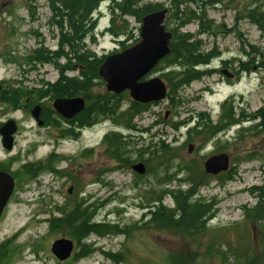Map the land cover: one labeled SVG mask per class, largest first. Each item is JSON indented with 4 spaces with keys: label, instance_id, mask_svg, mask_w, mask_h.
Returning a JSON list of instances; mask_svg holds the SVG:
<instances>
[{
    "label": "rangeland",
    "instance_id": "obj_1",
    "mask_svg": "<svg viewBox=\"0 0 264 264\" xmlns=\"http://www.w3.org/2000/svg\"><path fill=\"white\" fill-rule=\"evenodd\" d=\"M144 1L170 6L168 0ZM204 2L208 17L205 23L217 27L199 34L200 25L191 21L178 33L196 35L204 52L216 50L218 55L199 68L204 71L200 79L175 89L173 101L167 97L152 103L147 111L135 117L132 122L135 129L130 131L115 127L112 120L78 129L77 124L67 126L63 118L57 120L55 116L48 120L50 127L38 125L30 105L40 102V90L54 88L61 76L60 66L67 58H60L59 63H39L28 58L39 48L58 50L61 32L55 25L50 0H0V83L14 93L12 107L0 108V123L11 118L20 128L12 153L17 159L15 168L44 160L46 164L43 170L37 171L39 176L34 180L29 179L32 175L24 167V176L0 219V244L11 240L9 248L16 257L13 264H115L106 253L118 252L123 253L121 264H175L174 261L192 264L195 260L202 261L201 264H222L219 255L206 252L216 234H224L232 246H239L243 253L246 251L248 259L264 261V234L251 223L246 222L243 227L244 207H253L258 202L252 188L261 185L264 179V128L256 127L261 122L257 113L264 109V27L261 29L252 21L264 12V0ZM111 14L110 2H102L92 14L94 27L80 42L88 52L99 57L123 49L119 41L125 38H117L107 31ZM128 20L131 38L126 39V44L132 46L140 41L142 20L133 16ZM167 22H172L168 28L175 27L169 16ZM243 63L248 71H243ZM182 69L162 63L146 78L159 76L170 89L172 80L163 74ZM64 74L73 78L78 72L69 70ZM104 90L106 83L99 84L94 94ZM124 92L131 99L129 91ZM45 102L48 104L50 99ZM122 102V110H125L128 100ZM222 115L252 120L212 136L205 134L206 126L219 123ZM198 119L204 120L200 134L190 135L188 129ZM223 124H228L226 117L220 123ZM114 130L125 134L123 158L127 161H117L106 153L105 136ZM144 130L148 131L136 132ZM159 139L176 148L168 169L170 173L185 166H201L204 171L205 160L223 152L230 155L231 167L237 168L232 180L221 183L211 178L199 187L198 197L213 204L215 217L208 223L210 231L196 239L187 237L182 229L160 231L147 223L150 218L146 216L147 208L157 197L151 190L165 187L161 181L165 168L154 161L145 162L138 155V149ZM190 144L194 145L192 152H189ZM0 154L10 155L1 150ZM250 154L255 157L247 159ZM49 157L52 158L48 162ZM140 161L147 167L144 175L131 167ZM179 176H185L183 171ZM177 184L174 181L169 188H178ZM71 187L73 190L69 193ZM181 188L187 191L191 185L184 183ZM76 200L85 202L84 205H95V219L118 224L121 231L105 236L91 234L80 241L65 229H52L49 220L60 216L56 210ZM164 204L174 207L175 201L172 196H165ZM63 237L74 242V250L68 260L60 261L51 247L55 240ZM84 244H91L97 251L81 257L89 252ZM248 245L250 248H246ZM233 262L229 258V263Z\"/></svg>",
    "mask_w": 264,
    "mask_h": 264
},
{
    "label": "trees",
    "instance_id": "obj_2",
    "mask_svg": "<svg viewBox=\"0 0 264 264\" xmlns=\"http://www.w3.org/2000/svg\"><path fill=\"white\" fill-rule=\"evenodd\" d=\"M104 1L110 2L112 10L110 26L107 28V31L117 38H125L119 41L123 49L131 45L126 44V39L131 38L129 16H133L141 21L144 15L165 8V4L163 3L145 2L144 0H50V9L55 19V25L61 32L59 49L54 51L44 48L36 49L29 56L28 60L39 63L53 61L59 63L60 58H67V62L60 66L61 76L55 86L59 88L61 96H83L86 99V108L75 117L78 129L95 125L103 120H112L116 127L134 131L133 119L147 111L151 104H143L128 99L127 92L114 94L104 90L103 93L94 94L97 85L105 84V81L100 76L99 68L106 57H99L94 52H88L85 44L80 43L84 41L87 33L91 32L94 27L95 20H93L92 14ZM168 1L170 6L167 16L175 22V27L172 29L168 28L172 22H167L166 24L167 29L173 33L170 43L171 52L159 63L158 67L164 63L167 67L181 66L183 68L179 72L172 70L163 74L165 78L167 77L172 80L170 81L172 86L169 89L168 98L173 101L175 89H180L194 80L200 79L204 71L199 68L208 65L219 52L216 50L204 52L201 42L197 39L196 35L178 33L181 28H184L191 21H196L200 25L199 34L207 33L210 29L217 27L213 23H205L208 22V17L206 12L207 4L204 0ZM194 4L196 5L195 7L192 6ZM252 21L259 28L263 29L264 12L253 17ZM65 49H68V51ZM242 67L243 71L249 70L245 63L242 64ZM69 70H76L78 72L77 77H67L64 72ZM173 80H176V82ZM125 99L128 100V107L122 110V101ZM258 114L260 115L259 119H261V122L256 127L264 128V109H260ZM225 117L228 124L220 125ZM203 121L198 119L194 122V126L188 129V133L190 135L193 133L199 135V129L202 128ZM239 121L240 119H236L233 115H222L219 123L206 126L204 133L212 136L224 132L226 128L231 127ZM187 124H190V122H187ZM175 127L178 128V125L175 124ZM147 131L136 132L145 133ZM71 133L74 132L71 131ZM124 138L125 134L122 131L116 130L105 136L104 141L107 144L106 153L112 159L127 161V159L123 158L125 156L123 154L126 153V150H124L126 146ZM138 152V155L145 162L150 163L154 161L160 168H165V174L161 179L165 187L162 190H151L157 197L154 203L147 208L148 214L146 216H150L147 223L160 231L182 229L187 237L193 239L210 231L208 230V223L215 217L213 204L207 202L202 197H198V189L211 178H215L221 183L232 180L237 173V168L230 167L227 172L221 173L218 176L205 173L201 166H196L195 168L185 166L184 168H179L176 172L170 173L168 169L171 168L172 160L176 155V148L170 143H166L164 139H159L157 142L152 140L147 145L143 144L138 149ZM253 157L255 156L250 154L247 159H252ZM45 165L30 166L27 172L32 176L29 179H37L39 175L37 171L43 170ZM182 171L185 176L180 177L179 175H181ZM199 177L201 178L200 181L198 180ZM174 181L178 183L179 187L170 189L169 186ZM184 183L190 184L191 188L183 191L181 185ZM252 191L257 194L258 202L253 207H244L245 224L243 227L248 222L253 225L254 229L264 234V179L263 183L259 186H254ZM165 196H172L175 201L174 207L164 204ZM84 204L85 202L76 200L70 205L68 204L66 208H58L56 211L60 216L52 217L49 220L52 224V229H65L70 236L80 241L87 239L91 234L105 236L121 231L118 224L106 220L97 221L94 217L95 205ZM249 241V245H252ZM223 242L226 243L224 244ZM11 244L10 239L0 244V264H13L16 260L14 250L12 251L9 248ZM249 245L246 248H250ZM218 246H221L223 249H218ZM84 247L88 248L89 252H84L81 257L97 251L91 244H84ZM238 247L237 245L232 246L224 234H216L209 245H207L206 252L214 256L219 255L222 264H231L229 263V258L234 260L232 264H264L263 260H256L258 258L248 259L247 252L243 253ZM106 255L112 258L115 264L124 262L122 252L115 254L106 253ZM174 262L175 264H182L178 261ZM201 262L195 260L192 264H201Z\"/></svg>",
    "mask_w": 264,
    "mask_h": 264
},
{
    "label": "water",
    "instance_id": "obj_3",
    "mask_svg": "<svg viewBox=\"0 0 264 264\" xmlns=\"http://www.w3.org/2000/svg\"><path fill=\"white\" fill-rule=\"evenodd\" d=\"M167 7L148 13L142 17L140 41L122 51L108 55L99 68L101 78L106 82V90L120 94L128 90L132 100L151 104L163 101L168 95V85L159 76L146 78L154 68L171 52L170 43L173 37L171 30L166 27ZM55 110L64 118L72 119L86 108L83 96L58 97L54 101ZM39 126L44 125L40 117V106L32 112ZM18 126L15 120L6 121L1 127L5 147L12 149L14 134ZM194 145H189L192 152ZM231 165L228 153H219L208 157L204 162V171L217 176L227 172ZM139 175L147 172L146 164L142 161L132 165ZM4 177L0 172V218L15 190V181L10 175ZM73 187L69 188L71 193ZM52 252L60 261L68 260L74 250V242L68 238H60L53 242Z\"/></svg>",
    "mask_w": 264,
    "mask_h": 264
},
{
    "label": "flooded vegetation",
    "instance_id": "obj_4",
    "mask_svg": "<svg viewBox=\"0 0 264 264\" xmlns=\"http://www.w3.org/2000/svg\"><path fill=\"white\" fill-rule=\"evenodd\" d=\"M50 89L51 90H45V91H41L40 90V93H41L40 96H42L41 99H40V102L36 103V104H33V105H30L31 108H32L31 109V114L33 112V109L36 106H40V117L44 121V125L43 126H47V127H50V125H47V124H48V120L51 119L52 116H55V118L57 120H62V119H60L62 116L58 115V113L56 112V110L54 108V101L58 97H63V96L60 95V91H59L58 87L54 86V88L51 87ZM11 92H12V89L10 87L9 88H4L2 86V84L0 83V94L2 93V95L0 97V108L6 109L8 106L12 107L11 98L14 95V93L12 94ZM47 99H50V102L48 104H46V102H45ZM32 116H33V114H32ZM59 116H61V117H59ZM258 117L260 118V115H258ZM34 119H35V117H34ZM63 119H64L63 121L65 122V124L67 126H72L73 124H76V122H77L75 120V118H72V119L63 118ZM8 120H6V121H8ZM251 120H252V118L248 119V120H245V121L244 120H240L239 122L235 123L233 126L242 125L245 122L251 121ZM5 122H1L0 123V127ZM19 130H20V128L18 126L17 132H19ZM17 132L14 134V141H13L12 149H8L7 147H5L4 142H3V135L0 132V150H1V152H5L6 154H10L9 156H7V155L3 156L2 154H0V172L3 173L4 177H7L6 175H10L15 181V190H14L13 194L11 195V197L9 199V202L12 200V198L14 197V195H15V193L17 191L18 182L23 178L25 169H28L30 166L35 167L38 164L43 165L45 163L44 162L45 160H44V161H39L38 164H34V165L33 164H27L25 166L23 165L20 168H15L14 167L17 159H15V156H13L12 153H13V150H14L15 146L17 145V136H18ZM51 158L52 157L48 158V162L51 160ZM24 167H25V169H24ZM9 202H8V204H9ZM6 208H5V211H6ZM5 211H4V213H5Z\"/></svg>",
    "mask_w": 264,
    "mask_h": 264
}]
</instances>
